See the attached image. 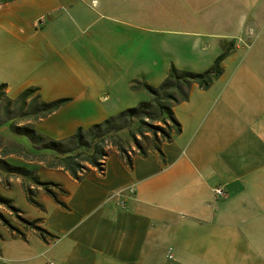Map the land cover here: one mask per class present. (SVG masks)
I'll return each mask as SVG.
<instances>
[{"label": "crops", "instance_id": "obj_1", "mask_svg": "<svg viewBox=\"0 0 264 264\" xmlns=\"http://www.w3.org/2000/svg\"><path fill=\"white\" fill-rule=\"evenodd\" d=\"M148 2L0 3V83H7V95L36 86L46 100L71 98L36 123L51 138L147 100L145 89L132 88L135 80L159 85L173 64L204 71L234 44L223 75L208 89L193 84L189 99L175 106L181 133L147 155L133 140L126 145L135 150L132 166L115 148L104 174L93 167L79 180L49 167L50 151L47 160L3 157L65 190L54 187L67 206L18 175L25 208L0 191L19 215L49 232L43 237L4 207L15 229L0 225L16 243L20 264H264V0H169L182 30L158 40L134 20L136 7ZM22 140L27 151L39 152ZM217 186L225 197L215 195ZM114 193L121 194L110 199Z\"/></svg>", "mask_w": 264, "mask_h": 264}, {"label": "trees", "instance_id": "obj_2", "mask_svg": "<svg viewBox=\"0 0 264 264\" xmlns=\"http://www.w3.org/2000/svg\"><path fill=\"white\" fill-rule=\"evenodd\" d=\"M9 1L13 0H0V3ZM233 48V43L226 46L212 66L204 71L182 69L173 64L168 76L159 85L135 80L132 88L145 89L149 95L147 100L111 115L88 128L80 126L74 134L61 139L51 138L42 133L37 129L36 123L58 111L71 98L63 97L44 101L40 89L36 86L27 87L16 98H10L7 95V83H0V166L15 175L31 176L34 182L42 186L58 203L67 206L54 190L56 187L62 193L65 192L59 183L42 181L33 172L34 170L24 165L10 163L1 156L20 152L27 157L47 160L50 151L53 160L48 162V166L62 167L79 180L93 167H100L106 163L108 156L115 148L126 156L129 165L132 166V155L135 150H129L126 145L133 140L138 152L147 155L151 146L159 148V144L171 141L175 135L181 133L182 126L175 116V106L189 99L193 84H199L208 89L221 77L224 73L223 61ZM12 106L17 109L14 117L9 116ZM16 118H19L23 124L10 122L11 119ZM7 123H9L8 126ZM9 126L11 134L8 135L15 134L21 139L9 138V136L5 139L6 133L3 130ZM124 131H127V136L123 135ZM23 138L31 142V146L39 149V152L27 151L30 146L22 140ZM141 139L147 144H143ZM26 191L29 200L39 206L40 203L35 198L36 191L31 187H26ZM12 202L11 198L0 193V204L8 206L18 214L20 209ZM18 216L28 227L38 230L43 237L49 234L45 228L38 225L39 220H29L19 214ZM0 217L5 224L15 229L1 211Z\"/></svg>", "mask_w": 264, "mask_h": 264}, {"label": "rangeland", "instance_id": "obj_3", "mask_svg": "<svg viewBox=\"0 0 264 264\" xmlns=\"http://www.w3.org/2000/svg\"><path fill=\"white\" fill-rule=\"evenodd\" d=\"M135 12H136L135 19H134L135 22L138 23V25L144 30L143 32L145 34H149L151 36V40H158L159 38L163 36H167V37L176 36V33L178 34V31L182 30V28H180L179 26L175 24L176 23L175 13L173 10H171L169 0H149V2L146 5L140 6L139 9L136 7ZM42 99L44 101L53 100V99L46 100L43 97ZM16 112H17V109L12 106L11 113L9 116L14 117ZM88 121H89V118H86L84 120L85 123H88ZM10 122H16L19 125L23 124L21 123L19 118L11 119ZM8 125L9 123H7V126ZM91 125L93 124H85V125H82V127L88 128ZM3 131L5 133H10L11 132L10 126L4 129ZM141 142L143 144H147L146 141H142V139H141ZM16 155L18 156L21 155L25 159L30 158V157H27L26 155H23L22 153H18ZM5 156L6 155H3L1 157H5ZM12 163H16V162L12 161ZM0 170H1L0 171V191L2 192L3 190L4 191L3 193L5 195H10L15 200L16 204L19 207L25 208L24 204L27 202V200H26L24 191L22 189V186L20 184L14 183L18 175L9 173L6 169H4L1 166H0ZM33 172L35 173L37 171L34 170ZM27 179L30 182L35 184L31 176H27ZM23 185H25V183ZM26 186L27 185L23 187H26ZM4 207L5 205L0 204V211L6 217L7 211ZM6 208L10 209L8 206H6ZM0 220H3V218L0 217ZM2 248L3 249L7 248L9 250H12V252L7 254L10 257L5 256L4 253L3 255L0 254V264H20L21 263L20 257L13 252L16 249V243L11 240L8 232L4 230L2 225H0V249Z\"/></svg>", "mask_w": 264, "mask_h": 264}, {"label": "built area", "instance_id": "obj_4", "mask_svg": "<svg viewBox=\"0 0 264 264\" xmlns=\"http://www.w3.org/2000/svg\"><path fill=\"white\" fill-rule=\"evenodd\" d=\"M44 18H41L40 20H38V24L41 23V21H43ZM129 153L131 154V151H129ZM100 174H104L105 173V163H104V169H96ZM136 191V189L134 187H130L129 188V192L131 194H134ZM214 193L215 195L218 197V198H222V197H225L227 195V192L226 190L222 187V186H217L216 188H214ZM121 193H114L110 196V199L115 197V196H118L120 195ZM120 204L123 206V207H126L125 206V202L124 201H121Z\"/></svg>", "mask_w": 264, "mask_h": 264}, {"label": "bare ground", "instance_id": "obj_5", "mask_svg": "<svg viewBox=\"0 0 264 264\" xmlns=\"http://www.w3.org/2000/svg\"><path fill=\"white\" fill-rule=\"evenodd\" d=\"M97 169H104V164L100 167H96Z\"/></svg>", "mask_w": 264, "mask_h": 264}]
</instances>
